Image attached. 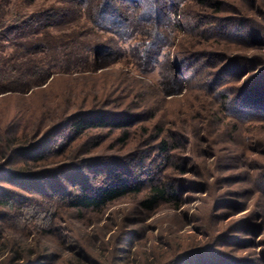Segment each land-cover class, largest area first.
<instances>
[{
	"label": "rangeland",
	"instance_id": "1",
	"mask_svg": "<svg viewBox=\"0 0 264 264\" xmlns=\"http://www.w3.org/2000/svg\"><path fill=\"white\" fill-rule=\"evenodd\" d=\"M231 3L234 9L221 16L237 26L223 40L200 33L212 28L209 23L194 29L195 14L208 13L189 0L182 21L190 24L187 33L177 31L175 45L149 63L150 38L139 32L121 40L74 14L51 27L41 13L68 8L61 0H0L7 14L39 15L22 25L38 33L21 44L45 40L52 57L66 47L78 53L73 63L85 64L83 75H75L67 60L57 67L60 75L48 92L51 107L60 102L53 106L64 105L67 117L69 99L76 111L89 110V96L111 92L107 110L143 115L129 131L73 134L66 125L45 147L0 164V264H264V0ZM92 42L115 48L99 70L86 46ZM16 44L0 42V58L10 57ZM222 93L232 106L224 105ZM5 105L1 118L21 109ZM166 135L173 139L169 160L155 141ZM118 166L144 182L142 193L100 212L71 207V197L101 188ZM151 178L176 185L181 201L144 208Z\"/></svg>",
	"mask_w": 264,
	"mask_h": 264
},
{
	"label": "trees",
	"instance_id": "2",
	"mask_svg": "<svg viewBox=\"0 0 264 264\" xmlns=\"http://www.w3.org/2000/svg\"><path fill=\"white\" fill-rule=\"evenodd\" d=\"M61 1L66 3L68 8H50L44 11L43 14L41 13L43 19L48 22V25H51V27L57 26L60 22L65 19L67 20L68 15L74 14L77 18L85 16L87 18L86 22L94 30L103 34H112L121 40L139 32L138 35L141 38H150L149 43L145 44V57L149 58V63L159 61L160 56L167 49L175 45L173 40L174 34L177 31L187 33L190 26V24L182 23V21H187L184 13L189 7V0ZM231 1L233 0H195L198 8L201 11H206L208 15L195 14L194 18L197 19L198 24L194 25V29L204 27V25H201L203 22L209 23L212 25V28L204 29L203 32H200L201 34L207 31L212 32L214 34L213 37L216 39L224 40L227 38V33L233 31L236 28L235 26H237V24H230L226 18L221 16L225 12L234 9ZM141 7L151 10L150 16L142 13ZM5 12L4 9L0 11V42L17 43V47L10 57L0 58V115L3 106H6L7 102L15 103V107H21L22 111L16 108L18 114L2 118L0 116L1 165L8 161H14L22 153H26L31 149L40 148L43 145L45 147L52 136L59 133L66 125H69L73 134H82L84 131L90 129L129 131L143 120V115L131 113L129 109H125L123 113L121 111V114H115V112L107 110L104 106L107 105L106 101L112 98L111 92H101L97 93L98 96H89L88 98H94L92 102H87V104H91L89 110L76 111L77 104L69 99L70 105L68 106L70 108L67 117L66 108H63L64 105L53 106L60 102L52 104V108L49 105L51 94L48 92L56 76L60 75L57 73V67L63 65L62 63H66L67 60L71 63L70 68L75 66L71 71L79 73L80 67L85 66V64H82V61H80V65L75 64L79 61L76 58L78 53L75 54L73 51L66 52V47H62L63 50H58V53L54 52L56 56L52 57L48 50L49 43L45 40H33L34 42L28 40L25 44H21L19 41L29 38V34L38 33V31L30 29L31 26H29L28 32H26L22 25L29 22V24H32V22L36 21V16L39 15L31 14V16L25 18L23 15L21 16L18 10H15L11 14ZM217 15H220V17ZM86 46L89 49L88 52L94 55L96 70H99V63L102 66V62L109 61L115 54L113 45L106 43L92 42ZM22 52L25 54L24 56H21ZM186 53L189 57L192 55L189 49H187ZM39 55H43L46 58H37ZM178 65H182V63ZM168 67L172 70L173 67L176 68V64L170 62ZM75 75H83V73ZM72 81L78 82L79 76L74 77ZM72 86L73 83L70 87L72 88ZM180 86L183 93L186 87ZM118 90H120V87H118ZM132 93L133 91L130 94L133 95ZM40 96H44V98L41 97L44 100L43 105L41 107L40 104L37 107V98ZM218 96H221L224 105L232 106V102L229 104L226 98H223V93ZM129 97H125V99ZM117 99L120 100L121 97ZM127 107L131 108L129 104H127ZM144 129L148 133L147 128ZM159 131L161 132V130ZM171 135L175 137L174 134ZM128 136L129 132H125V138ZM172 137L166 135L164 138L159 136L155 139V141H159L157 145L158 151L166 155V159L168 160L173 157L171 153L173 151V147L171 146ZM177 145L176 143L174 149L179 147ZM112 171L103 180L105 184L101 188L96 190L84 188L79 194L71 197L69 201L71 207L82 212H100L122 198L138 195L143 192L145 184L143 181L138 182L133 172L121 166ZM150 180L153 186L148 195L149 197L142 202L144 208L153 210L161 203L181 201L176 185L168 182L158 184L157 180L153 178Z\"/></svg>",
	"mask_w": 264,
	"mask_h": 264
}]
</instances>
